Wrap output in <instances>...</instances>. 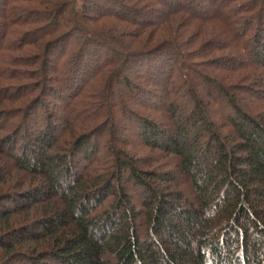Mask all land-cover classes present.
Listing matches in <instances>:
<instances>
[{
    "label": "trees",
    "instance_id": "1",
    "mask_svg": "<svg viewBox=\"0 0 264 264\" xmlns=\"http://www.w3.org/2000/svg\"><path fill=\"white\" fill-rule=\"evenodd\" d=\"M127 1L153 7L156 22L123 0H102L106 9L96 13L97 20L89 16L94 10L90 0H0V73L9 82L0 89V158L12 162L9 170L0 168V264H264V110L254 115L242 110L231 86L200 76L190 62L195 54L188 56L186 43L177 44L187 22L199 31L222 25V37L233 43L225 44L229 51L244 52L241 40L251 31L247 49L252 63L264 71V1ZM199 1H216L214 10ZM88 21L98 26L89 27ZM239 24L248 27L237 30ZM62 29L66 32L58 37ZM121 35L130 41L121 42ZM215 44L201 48L206 57ZM152 54L160 59L159 68L144 72L161 81L164 108L176 118V102L187 101L186 115L173 121V134L137 117L143 124L142 145L177 158L173 176L159 177L147 160H138L143 164L138 169L121 147L114 148L123 142L109 132L103 104L114 97L112 83L125 72L123 63L144 69ZM59 67L63 72L55 98L64 94L68 105L86 79L75 81L81 71L92 73L86 84L96 80V89L104 90L101 98L92 95L80 113L67 106L71 115L65 122L46 111L39 98L52 89L38 84L39 74ZM176 72L181 84L167 92L166 79L172 81ZM195 77L216 88L219 97L201 101L188 90ZM262 77L256 75L258 81ZM132 84L127 78L120 83L130 89ZM213 102L227 112L226 132L224 124L217 130L210 122ZM122 109L130 114L126 106ZM103 127L98 138L103 147L92 145ZM12 150L18 156L12 157ZM26 177H36L48 189L26 183ZM129 192L135 193L141 213L129 208Z\"/></svg>",
    "mask_w": 264,
    "mask_h": 264
},
{
    "label": "rangeland",
    "instance_id": "2",
    "mask_svg": "<svg viewBox=\"0 0 264 264\" xmlns=\"http://www.w3.org/2000/svg\"><path fill=\"white\" fill-rule=\"evenodd\" d=\"M90 2L91 3L89 5H91V7L94 10H93V14L91 13L89 16H91L90 18L92 19L95 18V20H97V18L95 17L96 13H98L99 11H105L106 8L102 7V4H101L102 0H90ZM199 2L200 4L202 3V1H199ZM215 2L213 3L203 2L202 4H203V7H206V8L211 6L210 11H212L214 10L215 4H216ZM123 4L128 7L131 6V8L138 10V12L142 13L145 18L150 19L152 22H156L157 17L154 16L155 11L152 9L153 7L149 9L148 8L145 9L142 5L138 3H132L127 0H123ZM96 6H99L100 8L98 9V11H97ZM1 8L2 7L0 6V11H1ZM38 10H43V9H38ZM161 11L166 12V14L168 13L167 8L165 7ZM155 15L158 16V13ZM183 17H186V16L183 15ZM97 22L88 21L86 22V25H88L89 27H94L98 24ZM189 26L190 24H188L187 22L185 23V25L183 24L182 27H180L181 29L179 33L177 34L178 35L180 34L181 36L177 38V44L179 41H181L180 44H182V42L186 43L188 47H186L185 50H188L189 52L188 56L190 53L195 54V55L193 54L190 55V59H193L194 61H190V60L189 61L193 65L195 64L194 67L196 68L198 74H200V76L207 78L212 83H219L225 86L229 84V86H231L230 87L231 94L234 96L238 106L245 112L251 113L254 115L255 113L258 114V112L264 110V84H263L264 77H262L263 79H261L260 81H258L256 78V75L257 76L259 74L264 75V71L261 68L258 69V67H256L254 63H252L251 60L254 57V55L252 51L250 50V48L247 49V46H249V43L251 42L248 40L251 37L252 32L251 31L247 32L246 36L243 37V39L241 40L242 46L244 45L246 47V50L244 52L242 50L239 52V50H237L238 49L237 47H235L233 51L224 50V48H226L225 44L229 45L232 42H230L229 40H225L222 37V32L224 31V27L222 25H219V24L210 25L209 24V25H206V27L202 28V31H199L197 29L188 28ZM247 27L248 26H245V25L241 26V24H239V26H237V30H240V29L246 30ZM64 29H62L60 33L59 32L56 33L58 37L60 34L66 32V30ZM132 30L133 29H127V31L129 32ZM119 36H120L119 34L116 35L117 38H119ZM73 39L74 37L72 38V40L69 41L70 46L68 50L72 48L71 43ZM130 39L131 38L128 36L123 37L121 35L120 37L121 42L125 44L126 42H129ZM10 43L8 41L7 44H10ZM211 43L212 44L216 43L215 45H218V47L217 49L213 48L214 49L213 53L211 55H207L206 57L205 55L207 53L205 54V51H203V49L204 47L208 46V44L210 46ZM154 45L158 46V44H154ZM201 48L203 49L201 50ZM6 53H8L10 57L13 55L16 56L18 54V53L15 54L12 52H6ZM168 54L170 55V53ZM153 55L155 54L149 55L148 57L149 59L145 61L144 64H142L144 69L135 67V65L133 66V64L131 63L129 64V63L124 62L123 64L126 69V70L124 69L125 72L121 73V75L119 77H116V79L114 78L113 83H112L111 92L114 95V97L111 100L109 99L108 101H103V104L105 105V111L108 112V115H109L108 117H110L109 120H111L109 132H112V134L114 133V138L116 137L117 140L119 139L121 142L123 143L125 142L124 144L120 143L121 145H117L118 147H114V148L118 149L119 147H121L120 151L124 152L127 156L132 158L133 161H136L134 164L138 169H140L141 166L143 165L139 163L138 160L142 159V160H147L150 162V166L153 167V170L157 172V175H159V177L161 176L164 177L163 174H167V173L172 174L173 176V174H176L178 172L177 158L174 156H170V157L166 156L167 154L166 152H163L157 149H151L149 147L142 145V141H141L142 135L141 134H143L142 133L143 124L142 122H140L142 124L141 125L139 123L141 119L137 118L140 116L142 117L143 120H151L153 123L157 124V126L164 127L166 128L167 131H169V133L173 134L174 132L173 126L175 125V123L173 124V121L175 122V120H177V117H184L186 115V113L184 112L187 111V106L185 107V105L187 104V101H185L184 103L180 102L179 104L178 102H176V105H177V111L175 112L176 118L171 116V111H169V109L167 110V108L166 109L164 108V104H165L164 99L166 98V95L163 94L164 92L161 90V87H160L161 81L160 82L156 81L154 77L151 76V74L150 75L148 74L147 76V74L144 72V70L147 69V70L152 71V73L154 74L155 71H157V68H159L158 61L160 59L157 57V55L155 56ZM133 63H134V60H133ZM166 65L170 66L171 62H168ZM2 66H4V68L7 67V65H2ZM40 66H41L40 61L39 62L37 61L36 68H40ZM174 66H175V61L173 60V68ZM163 70L165 72V67L163 68ZM62 72H63V69L61 67L57 68V70L48 69L46 70L45 73L39 74V77L37 79H38L39 85L44 84L42 85V88L43 86L44 88L49 87V88H52L50 91L53 90L52 92H54V93H51L50 91H47L44 97H41V94H40L39 98L41 99V104L43 103V106L46 107V111L48 110L55 117L63 118V121L65 122L66 118L69 115H71V113L67 112L66 110L67 106L70 111L74 110L75 113L76 112L80 113L84 111V109L86 108V107H82L83 105L92 103V101H90L89 103H86L88 100L91 99L92 95L97 96L98 98H101L102 94L104 93V90H102V86L98 90L96 89V86H97L95 83L96 80L94 81V83L90 82L86 84L85 83L86 80L93 77L92 73L89 71L85 73L81 71L79 74H76L77 76L74 75L76 76L75 81H77L78 78L82 80V78H84L85 76H86V79L83 83L80 84V87L77 91L76 95L79 94L78 98L74 101V103H71V105H68L69 102L67 100H64L65 99L64 94L61 93L57 98H55L56 95L60 91V87L57 81L61 79ZM2 73L3 72L0 73V89L1 88L5 89V88H8L7 84H9V82L7 81V78L3 77L4 75H2ZM253 73L255 74L254 76H252ZM171 76H172V81H170L169 78L166 79L167 92L168 90L170 91L171 88L174 91V88L181 84V80H180L178 72L173 73V75ZM122 78H125V79L127 78L133 83L132 89L126 88L120 85ZM200 79H201L200 77H195L194 81L191 80L192 82H190L191 83L190 86L193 88H191L187 84L188 90H192V89L195 90L196 95H198V98L203 102H207L206 101L207 97H212V98L219 97L217 96L216 88L212 87L211 84H210L211 88L206 87L203 84L202 79L201 80ZM154 82H156V84ZM162 86H165V84H162ZM229 86L227 87L229 88ZM233 86H239V87L236 88ZM240 88H243L242 91H238V90H241ZM128 89H130V91ZM39 92H36V94ZM262 92H263V95H262ZM166 102H167L166 106L167 104L169 105L168 101ZM223 102L225 101L222 99L221 100L222 106L224 104ZM116 103L118 105L114 107V104ZM112 104L114 107L113 108L114 111L112 109L110 110ZM75 105H77L76 108H75ZM122 105L126 106V109L130 112V114L123 115V112H126V111H124L123 109L121 110ZM190 106L191 105L189 104L188 107ZM219 107H221L220 104L219 106H216L215 103L213 102V108H214L213 116L210 117L211 118L210 122L216 125L217 130L219 129V126L221 125V123L222 125L226 123L225 122L226 118L224 117L226 116V113H227L226 110H224V108H220L221 110H219ZM40 109L42 110V106L40 107ZM19 117L20 116L16 118H19ZM137 119H140V120L138 121ZM64 122L62 123V126ZM27 124L29 125L28 122ZM29 126L32 128V130H35L37 127V126L36 127L32 126L31 124ZM103 129L104 127L101 128V130L97 132L98 134L97 141L92 142V145L94 144L100 145L101 142L100 140H98V138L100 137ZM227 129L228 127L225 126L224 124L222 128V132L223 131L226 132ZM149 134H150V131H147L146 135L148 136ZM23 136L24 135L21 133V138H23ZM107 136L105 138H107ZM18 145H19L18 142L15 143V147H18ZM101 147H103V143H101ZM5 150H7V148H5ZM10 155L12 157H16L18 156V153L12 150L10 152ZM0 161L3 162L0 165V168L5 169L6 171L11 168L10 166L12 162L10 158L2 156V158H0ZM24 180L26 181V183H29V184L40 185L41 186L40 188L44 190L48 189V186L46 184H42L41 182L37 181L36 177H28V178L26 177L24 178ZM123 182L124 180L120 181V184L123 185ZM158 186L159 188L160 187L162 188V185L161 186L158 185ZM127 187L129 188V186ZM182 189L184 190L186 189L184 184L182 185ZM187 192H189L188 189L185 190V193ZM128 194L130 195V198L132 201L131 203H129L130 205L129 208L134 206L136 210H138L139 213H141L142 208L140 206V202L137 199L135 193L129 192ZM110 203L111 201L103 205L101 211L103 212V210L107 209ZM6 207L7 208L9 207L8 204L6 205ZM110 264H112V262Z\"/></svg>",
    "mask_w": 264,
    "mask_h": 264
}]
</instances>
